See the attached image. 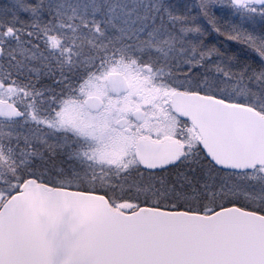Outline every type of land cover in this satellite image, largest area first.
Listing matches in <instances>:
<instances>
[{"label":"snow or ice","instance_id":"snow-or-ice-1","mask_svg":"<svg viewBox=\"0 0 264 264\" xmlns=\"http://www.w3.org/2000/svg\"><path fill=\"white\" fill-rule=\"evenodd\" d=\"M0 264H264V0H0Z\"/></svg>","mask_w":264,"mask_h":264}]
</instances>
